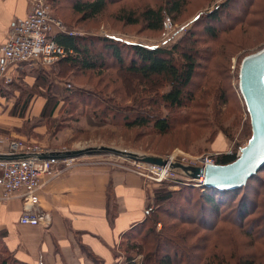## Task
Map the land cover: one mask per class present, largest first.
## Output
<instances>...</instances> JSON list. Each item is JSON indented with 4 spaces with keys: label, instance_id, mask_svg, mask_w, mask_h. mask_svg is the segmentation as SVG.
Masks as SVG:
<instances>
[{
    "label": "rangeland",
    "instance_id": "obj_1",
    "mask_svg": "<svg viewBox=\"0 0 264 264\" xmlns=\"http://www.w3.org/2000/svg\"><path fill=\"white\" fill-rule=\"evenodd\" d=\"M76 1L47 0L52 15L75 35L107 37L120 43L146 47L172 49L179 45L195 48L202 56L198 59L192 84L188 88L190 99L181 108H169L160 101L150 103L149 106L150 98H157L154 88L149 82L126 70L134 57L131 49L122 46L124 63L120 64L106 44H96L90 47L91 53H103L102 62L105 66L102 71L67 70L64 64L56 63V69L63 74L64 80L45 70L41 71L40 77L34 76L29 80L18 77V81H12L11 87L14 84V88L21 90L24 101L29 99L26 109L36 94L48 96L59 92L64 98H71H67L69 103H65L60 110L56 109L53 117H34L29 122V125H46L57 139L48 135L42 139H32L45 145L52 141V146H63L68 151L117 148L167 159L184 155L195 160L197 166L207 157L217 164L220 155L240 154V149L252 136V126L239 90V70L246 55L264 47V0H184L178 12L166 14L162 30H150L142 21L131 24L121 17L138 16L148 7L164 6L169 12L171 6L167 8L166 0H107L104 12L89 19L74 12ZM178 60L179 64H183L184 59L178 56ZM61 85L62 90L59 88ZM134 87L138 88L139 93L143 91L141 95L147 98L148 101L143 104L146 111L150 110L151 114L160 117H170L172 130L169 134H159L153 123L144 127L127 125L126 122L133 120L131 117L143 113L141 105L133 102L134 96L130 97ZM169 89L170 86L166 87L163 82L157 93ZM72 101L73 107L70 103ZM86 104L89 106L86 107ZM105 107L110 111L105 110ZM31 113L32 110L30 113L26 110L25 116ZM24 126H28L26 121ZM220 136L226 141L228 153L223 151L226 149L225 144L220 147L221 150H217L219 148L215 142ZM80 158L110 167L124 166L127 161L120 155L106 152ZM152 182L157 184L152 190V196L157 188L179 191L188 185L192 187L190 191L193 193L186 189L185 195H177L180 203L177 202L176 209L169 203L158 205L155 201L151 202L153 210L150 211L149 222L141 233H135L138 240H135V249L131 253L137 261L158 264L159 256L164 259V256L170 255L172 264H264V169L257 179L249 181L248 186L239 193L237 201L236 194L231 198V203L228 199L222 202L218 212L211 205H205L206 212L202 207L201 194L206 193L203 190L205 185H199L198 182L181 185L171 181ZM186 195H189L188 200ZM242 195H246L248 205L252 208L255 204L258 206V212L252 215L253 219H260L258 230L263 237L258 240L255 239L258 236L248 235L237 228L233 229V233L225 229L220 235H217L215 229L213 231L209 228L214 223L219 228L230 227L222 218L227 215L237 216V203ZM170 210L174 216L167 213ZM152 227L161 235L165 233L174 238L173 244L169 242L165 243L166 247L162 246L159 255L156 252L157 238L146 237ZM141 240L147 242L142 245V249H138ZM175 244L178 248H175ZM184 249L187 252L183 253ZM139 250L141 254L138 255ZM215 256L218 260H213ZM5 259L12 264L14 258L0 243V264ZM163 264L167 262L163 261Z\"/></svg>",
    "mask_w": 264,
    "mask_h": 264
},
{
    "label": "crops",
    "instance_id": "obj_2",
    "mask_svg": "<svg viewBox=\"0 0 264 264\" xmlns=\"http://www.w3.org/2000/svg\"><path fill=\"white\" fill-rule=\"evenodd\" d=\"M32 6L33 0H0V48L14 21L25 17ZM56 68L57 65L45 69L23 64L10 68L9 74L14 81L18 77L29 80L40 77L41 71L46 70L64 80ZM11 84L5 83L0 75V134L25 139L48 135L56 140L46 125H29L47 105V95L36 94L26 109L28 113L32 110L31 115L24 114L22 118V92ZM59 88L62 90V85ZM50 95L57 98L54 101H60L58 109L61 108L64 97L59 92ZM50 143L42 145L52 151L63 148ZM215 145L217 150L223 145L226 148L223 151L227 150L221 136ZM155 185L125 166H100L79 158L74 168L40 189L41 208L52 217L47 227L21 224L22 197L5 199L0 187V242L14 259L27 264H121L125 258L120 249L123 235L146 220Z\"/></svg>",
    "mask_w": 264,
    "mask_h": 264
},
{
    "label": "trees",
    "instance_id": "obj_3",
    "mask_svg": "<svg viewBox=\"0 0 264 264\" xmlns=\"http://www.w3.org/2000/svg\"><path fill=\"white\" fill-rule=\"evenodd\" d=\"M184 0H166L167 8L171 6V9L169 8V12L166 10L164 6H160L158 8L148 7L138 16L133 15H123L122 20L131 23V24H137L140 21L144 22L150 30H162L164 27L165 17L166 14H172L173 12H178L182 6V3ZM107 6V0H78L74 3L73 9L76 14L82 15L85 19L94 18L104 12ZM169 6V7H168ZM216 13H214L213 16H215ZM56 40L59 44H61L63 47L67 49V51L73 50L74 53H68L67 57L61 59V61L58 62V64H64V68L73 69V70H83L85 72L87 71H102L105 63L102 62L103 59V53L100 54H92L91 48L92 46H95L96 44H106V47L110 48L112 51V56L118 61L120 64L124 63L123 54H122V46L128 47L133 52V60L130 63V66L126 69L128 72L139 76V79H142L145 82H149L151 87L154 88V91L156 93V99L150 98L149 100V106L150 103H155L156 101L163 102L165 105H167L169 108H181L185 106V101L189 98L190 95L188 88L192 84V80L194 78L196 67L198 65V59H200V56H202L198 51H196L195 48L191 47H182L179 45H175L172 49H168L165 47H146L141 44H134V43H120L121 41L107 38V37H87V36H81V35H70L66 33L58 34L56 37ZM194 44V43H193ZM178 56H180L182 59H184L183 64H179ZM55 66V65H54ZM164 82L165 86H170V89L168 91H165L164 93H157V89L160 88L161 84ZM240 90V89H239ZM143 91L139 93V90L137 87H134L132 89V92L130 94V97L134 96L133 102L135 104H140L143 110V113L139 115H134L131 117L133 120L126 122L128 126L134 127H144L151 123H153L154 129L161 135L169 134L172 130V121L170 117H160V115H154L150 113V110H145V101L147 98L143 97L144 95ZM66 98V97H65ZM64 98V103H69L67 98L71 100L70 96L66 99ZM57 99L56 97H52L51 95L47 96V105L43 109L41 113V119L47 118V117H53L55 114L56 109H58V104L60 101H55L52 105V102ZM71 106H74V101L70 102ZM26 104H29V99H26L24 101V106L21 110L20 116H24L26 111ZM52 105V106H51ZM87 105V104H86ZM87 105L86 107H88ZM97 106V105H96ZM51 107V108H50ZM50 110V111H49ZM105 110L108 112L110 109L105 107ZM110 116V114H109ZM128 120L130 118L126 117ZM37 124V123H33ZM238 155L237 153L232 154H223L217 157V164H229L234 162L237 159ZM264 167L260 170L262 171ZM259 172H257L253 177H251L246 185L234 188V189H226L221 190L215 187H204L206 192L204 195L201 194V199L203 201L202 207L204 208V211L206 212L205 205H211L212 208L214 207L215 211H220V205H222V202L229 201L231 203V198H233L236 194V199L239 198V193L245 189L249 181L252 182L255 179L258 178ZM186 189H192L190 185L188 187H182L179 191L177 190H169V189H161L157 188L154 192V195L151 196V202L155 201L158 205H161V203H169L170 206L173 208H177V195H185L187 190ZM194 190V189H193ZM192 192V191H190ZM193 193V192H192ZM180 197V196H179ZM184 196H181V198ZM185 198L188 200L189 195H186ZM248 199L246 195L240 196V199H238L237 203V216H230L227 215L226 217L222 218L225 223H227L230 227H223L219 228L215 226V223L210 225L209 228L216 230L217 235H220L222 232H224L225 229L229 230L228 232L233 233V229L237 228L239 230L244 231L246 234H252L254 235L256 240L258 238H262L263 236L259 234L261 231L258 230L260 219H253L252 215H255L256 212H258V209L256 207V204L252 208V206L248 205L247 202ZM180 203V202H178ZM235 205V204H233ZM151 206V203H150ZM256 207V209H255ZM168 209V208H167ZM167 211V210H166ZM173 211H169L167 213L170 214V216H174L172 214ZM151 212L149 211L147 214V218L144 222L139 223L135 225L131 230L126 232L123 235V238L120 243V249L125 255V260L121 264H147L146 262H139L135 259L134 255H132L131 251H134L135 246V240L137 242L138 239H136L135 233H141L146 223L149 222V217ZM185 217V216H183ZM189 219V217H187ZM157 222L159 221V218L157 217ZM220 221V220H219ZM186 222H189L188 220ZM223 222V221H222ZM192 223V222H190ZM236 229V230H237ZM142 230V231H141ZM235 232V230H234ZM165 234V233H164ZM161 235L160 232L155 230V228H150L148 232L146 233L147 238L155 237L157 240L156 242V252H159L162 250V246L165 245V243H171L173 244L174 238L170 235ZM145 239V238H142ZM138 249H142V245H144L146 240H141ZM147 242V241H146ZM1 243V242H0ZM2 244V243H1ZM131 245V246H130ZM166 247V245H165ZM6 251L11 254L7 248L4 246ZM175 248H178L175 244ZM141 250L137 251V254H141ZM183 253L187 252L186 249L182 250ZM13 257V256H12ZM149 257L152 256L150 255ZM164 259H161L159 256V259L157 260L158 264H163L164 262H167V264H172V256L167 255L164 256ZM14 258V257H13ZM212 259V258H211ZM213 260H218L217 256L214 257ZM12 264H27L21 261H18L17 259L12 260ZM10 262L5 259L2 261V264H9ZM218 262H216L217 264Z\"/></svg>",
    "mask_w": 264,
    "mask_h": 264
},
{
    "label": "built area",
    "instance_id": "obj_4",
    "mask_svg": "<svg viewBox=\"0 0 264 264\" xmlns=\"http://www.w3.org/2000/svg\"><path fill=\"white\" fill-rule=\"evenodd\" d=\"M61 33L74 35L52 15L47 0H33L31 11L25 17L14 21L7 40L1 45L0 75L4 82L12 83L13 77L9 74L12 67L30 64L47 69L67 57L68 53H74L73 50L67 51L57 42L56 37ZM58 151L68 149L63 147ZM50 152L53 151L36 141L0 134V155H30L23 159H0V187L4 190L5 199L16 195L22 197L20 223L23 225L47 227L51 224V215L40 205V189L53 178L74 168L79 160L74 157L63 159L40 157ZM170 158L197 166L195 160L184 155H175V159L173 156ZM200 163L202 166L216 164L209 157ZM124 166L156 183L171 181L181 185L198 182L199 185H204L203 177L194 180L168 166L128 159ZM148 210L152 211L153 207L150 206Z\"/></svg>",
    "mask_w": 264,
    "mask_h": 264
},
{
    "label": "water",
    "instance_id": "obj_5",
    "mask_svg": "<svg viewBox=\"0 0 264 264\" xmlns=\"http://www.w3.org/2000/svg\"><path fill=\"white\" fill-rule=\"evenodd\" d=\"M239 89L250 116L252 136L240 149V155L229 164L194 166L182 162H171L170 168L191 179L203 177L204 185L221 190L239 188L264 167V47L246 55L239 70ZM113 153L128 160L166 166L167 158L138 154L117 148H88L83 150L53 151L40 155L42 158H80L95 153ZM27 154L0 155V159H23Z\"/></svg>",
    "mask_w": 264,
    "mask_h": 264
},
{
    "label": "bare ground",
    "instance_id": "obj_6",
    "mask_svg": "<svg viewBox=\"0 0 264 264\" xmlns=\"http://www.w3.org/2000/svg\"><path fill=\"white\" fill-rule=\"evenodd\" d=\"M168 160H169V163H168L166 166L170 167V161H171V162H175V160H173V159H171V158H168Z\"/></svg>",
    "mask_w": 264,
    "mask_h": 264
}]
</instances>
